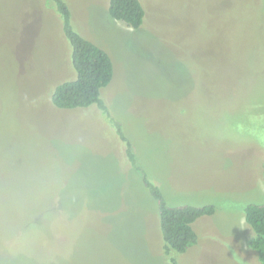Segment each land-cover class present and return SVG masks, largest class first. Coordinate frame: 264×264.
<instances>
[{
    "label": "rangeland",
    "instance_id": "rangeland-1",
    "mask_svg": "<svg viewBox=\"0 0 264 264\" xmlns=\"http://www.w3.org/2000/svg\"><path fill=\"white\" fill-rule=\"evenodd\" d=\"M66 2L112 59L100 96L135 166L95 105L52 106L75 71L49 1L0 0V264H167L146 179L216 208L177 264H263L242 212L264 203L262 0H140L138 29L109 0Z\"/></svg>",
    "mask_w": 264,
    "mask_h": 264
},
{
    "label": "trees",
    "instance_id": "trees-1",
    "mask_svg": "<svg viewBox=\"0 0 264 264\" xmlns=\"http://www.w3.org/2000/svg\"><path fill=\"white\" fill-rule=\"evenodd\" d=\"M48 1L61 20L64 37L70 44V61L75 71L73 79L63 81L53 89L50 97L52 106L59 109H76L95 105L106 122L126 142L128 160L135 166V156L123 127L111 116L108 106L100 96L101 90L112 80L114 67L111 57L103 48L73 28L70 7L66 0ZM262 3L264 4V0ZM108 13L112 19L122 21L132 29H138L142 25L145 15L140 0H109ZM144 184L151 197L158 202L162 253L166 256L167 264H177V259L172 253L181 254L196 242L197 235L193 223L202 216L213 215L216 208L212 204L169 206L156 185L147 179ZM242 212L246 223L254 232L248 245L259 255H264V203H248Z\"/></svg>",
    "mask_w": 264,
    "mask_h": 264
},
{
    "label": "crops",
    "instance_id": "crops-1",
    "mask_svg": "<svg viewBox=\"0 0 264 264\" xmlns=\"http://www.w3.org/2000/svg\"><path fill=\"white\" fill-rule=\"evenodd\" d=\"M67 1V0H66ZM69 4V3H68ZM69 7H70V5H69ZM245 220V219H244ZM246 222V221H245Z\"/></svg>",
    "mask_w": 264,
    "mask_h": 264
}]
</instances>
